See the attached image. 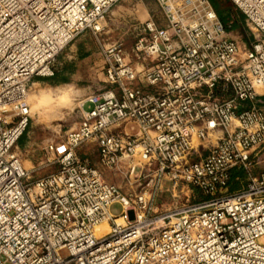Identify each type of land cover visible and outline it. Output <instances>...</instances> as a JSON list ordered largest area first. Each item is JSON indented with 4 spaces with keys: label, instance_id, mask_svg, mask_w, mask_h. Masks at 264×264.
<instances>
[{
    "label": "built area",
    "instance_id": "obj_1",
    "mask_svg": "<svg viewBox=\"0 0 264 264\" xmlns=\"http://www.w3.org/2000/svg\"><path fill=\"white\" fill-rule=\"evenodd\" d=\"M119 1L0 0V264H264V171L227 190L231 169L264 155V0H227L254 38L246 47L210 0H153L159 15L126 22L128 49L100 44L112 87L81 102L56 170L33 178L13 151L28 82L52 76L78 34L98 39ZM85 143L102 169L124 173L126 191L76 155ZM165 184L201 197L155 214Z\"/></svg>",
    "mask_w": 264,
    "mask_h": 264
},
{
    "label": "rangeland",
    "instance_id": "obj_2",
    "mask_svg": "<svg viewBox=\"0 0 264 264\" xmlns=\"http://www.w3.org/2000/svg\"><path fill=\"white\" fill-rule=\"evenodd\" d=\"M221 2L223 3L221 9L224 10L226 7H228L231 11L233 19L236 22V26H234L230 31L231 37L238 40L242 46H248L249 42L254 38L248 30L243 16L238 12V10L234 8V6L229 1L221 0ZM153 6H155L156 9L149 11L150 15H159L157 6L153 2V0H120L111 7L105 19L104 33L98 36V39H96V37L89 30L85 31V36H82V33L78 34L56 56L53 63V68L61 66L64 60H66V56L68 54L78 51L79 44L82 45V49H90L96 47L98 51H100V44L108 45L118 40L123 43V48L128 49L134 36L130 31H128L126 22H130L133 18H137V20L142 21L145 18V10L149 8L152 9ZM127 10L130 12L129 14L125 13L127 12ZM66 67L67 68L63 72H69L71 67ZM41 78L44 79L43 82L39 84L32 83L37 78H33L28 82L26 97L28 95H31L37 88H42L47 89L53 93V102H55L58 96L63 95L64 93H68L70 103L69 106L66 107L54 108L52 112L47 113L46 118H40L38 114H34L31 105L28 104L30 109V118L26 130L28 131V135L33 144L32 146L36 149V151L33 156L29 155L28 158H26L25 161L27 162V165L22 164V166L31 171V175L33 176V178L45 175L56 170L57 164L54 162V158L58 153L62 152L60 151L61 148H65V144L63 141L64 136L70 131L74 130L80 120L81 102L84 98V96H82V94L76 91L74 88L64 85L48 86V82H50V80H46V77ZM84 107L86 108L87 104ZM128 126H130V124ZM211 138L214 140V135H212ZM22 140L23 139L21 137L18 143H21ZM50 142H52L56 146V150H54L52 154H48L45 151V147ZM13 151L21 156L19 154V151L16 149V144L13 147ZM75 153L80 159L85 158L88 159L91 164L95 163V158L97 155L95 147L92 145V143H85L81 146H77L75 148ZM47 159H49V161H47ZM262 171H264V155L262 158V162L258 165L253 166L250 171H246L243 168L236 169V172L241 177H238V179L242 180L243 182H246L249 176H256ZM138 174L139 172L138 170H136L130 176L131 182H134L135 180L132 189L137 183L136 177H138ZM102 175L107 182L114 183L124 191L128 189V183L122 171L105 170ZM153 175L154 173L151 171L143 172L137 180L138 182L144 183V181H148ZM228 192L232 191L228 190ZM199 197H201V195L199 194V191L197 189H176L171 192L165 184L160 189L158 197L156 198V202L153 204L156 210L155 214L163 212V210L179 206L186 200V198L192 201ZM119 211V205L114 204L111 207L112 213L117 214ZM103 225L105 224H102L98 228H101Z\"/></svg>",
    "mask_w": 264,
    "mask_h": 264
},
{
    "label": "crops",
    "instance_id": "obj_3",
    "mask_svg": "<svg viewBox=\"0 0 264 264\" xmlns=\"http://www.w3.org/2000/svg\"><path fill=\"white\" fill-rule=\"evenodd\" d=\"M155 10L156 7L153 6V8H149L145 10V18L147 19L148 17H151L152 15H150L149 11L151 10ZM125 13H130L128 10ZM240 13V12H239ZM127 15V14H126ZM143 19V20H144ZM229 21L228 22H232V24H234L236 26V22L233 19L232 14H229ZM162 24V23H161ZM86 32H82V36H85ZM80 35V37H81ZM253 42L252 41L249 42V44ZM66 60H64L63 64L61 66H57L55 67V72H53V75L50 77H46V80H50V82H48V86H68L71 88H74L76 91L80 92L82 94V96H84V98L89 95L90 93L93 92H98L103 88H109L112 87V85H110L109 83L106 82L105 80V74H104V61L102 58V55L100 53V51H98V49L96 47L94 48H90V49H82V45L79 44L78 45V51H75L74 53L68 54L66 56ZM66 66H70L71 69L69 72H63V69ZM37 79H35L32 83L33 84H39L41 82H43L44 78L41 77H36ZM256 91L258 92V94L260 95V98L262 99L263 103H264V89L261 87H256ZM215 94L218 96L224 95V96H230L231 95V91L228 90L227 92H225L223 94V92L221 91L220 86L218 85L216 87L215 90ZM83 98V100H84ZM82 100V101H83ZM86 104H84L83 106H81L82 108H85ZM248 104H245L244 106H246ZM262 108L264 109V104L262 106ZM22 137V141L21 143H18V141L20 140V138ZM212 140V138H211ZM32 142L30 140V137L28 135V131L25 130V132L19 137V139L17 140L16 143V149L19 151V154L21 155V164L23 165H27V162L25 161L26 158H28V156H33V154L35 153L36 149L32 146ZM45 151L49 154H52L53 151H49L47 149V146L45 147ZM97 155V154H96ZM85 159V158H83ZM88 160V159H86ZM47 161H49V159H47ZM89 161V160H88ZM92 165L96 166L99 169H102V167H100V164L98 163V156H96L95 158V163H93ZM26 169V168H25ZM106 169H102V173L105 172ZM236 169H231L229 172V180H228V184H227V190L230 191H234L237 190L239 188H242L246 185V182H243L242 180L238 179V176L236 174Z\"/></svg>",
    "mask_w": 264,
    "mask_h": 264
},
{
    "label": "clouds",
    "instance_id": "obj_4",
    "mask_svg": "<svg viewBox=\"0 0 264 264\" xmlns=\"http://www.w3.org/2000/svg\"><path fill=\"white\" fill-rule=\"evenodd\" d=\"M53 93L47 89L37 88L31 95H28L24 103L31 105L34 114H38L40 118H46L47 113L53 111L54 108L69 106V95L64 93L52 99Z\"/></svg>",
    "mask_w": 264,
    "mask_h": 264
},
{
    "label": "trees",
    "instance_id": "obj_5",
    "mask_svg": "<svg viewBox=\"0 0 264 264\" xmlns=\"http://www.w3.org/2000/svg\"><path fill=\"white\" fill-rule=\"evenodd\" d=\"M210 2H211V4L213 5V7H214V9H215V11H216V13H217V15H218V17H219V19H220V21L222 22V24L223 25H227L228 24V21H229V14L231 13V11H230V9L228 8V7H226L224 10H222L221 9V6L223 5V3L221 2V0H210ZM232 26L234 27L235 25L234 24H232ZM67 67H65L64 69H63V71L66 69ZM71 69V68H70ZM53 71L55 72V68H53ZM70 71V70H69ZM215 90H216V88H215ZM214 93H215V91H214ZM237 174V176L239 177V178H241L240 176H239V174L238 173H236Z\"/></svg>",
    "mask_w": 264,
    "mask_h": 264
},
{
    "label": "bare ground",
    "instance_id": "obj_6",
    "mask_svg": "<svg viewBox=\"0 0 264 264\" xmlns=\"http://www.w3.org/2000/svg\"><path fill=\"white\" fill-rule=\"evenodd\" d=\"M116 222H122V220H121V218H117L116 219ZM102 224H105V225H103L101 228H98L99 226H101ZM102 224H100L99 226H97L96 227V233L97 234H100V233H102V232H104V231H106V230H108L109 229V225L107 224V223H102ZM108 226V227H107ZM108 228V229H107Z\"/></svg>",
    "mask_w": 264,
    "mask_h": 264
},
{
    "label": "snow or ice",
    "instance_id": "obj_7",
    "mask_svg": "<svg viewBox=\"0 0 264 264\" xmlns=\"http://www.w3.org/2000/svg\"><path fill=\"white\" fill-rule=\"evenodd\" d=\"M60 151H64V149H63V148H61V149H60Z\"/></svg>",
    "mask_w": 264,
    "mask_h": 264
}]
</instances>
